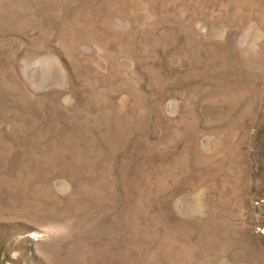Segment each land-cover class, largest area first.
Returning a JSON list of instances; mask_svg holds the SVG:
<instances>
[{
    "label": "rangeland",
    "instance_id": "1",
    "mask_svg": "<svg viewBox=\"0 0 264 264\" xmlns=\"http://www.w3.org/2000/svg\"><path fill=\"white\" fill-rule=\"evenodd\" d=\"M0 264H264V0H0Z\"/></svg>",
    "mask_w": 264,
    "mask_h": 264
}]
</instances>
